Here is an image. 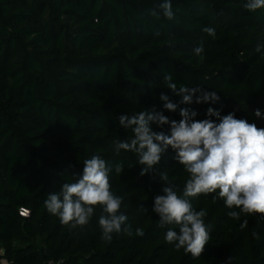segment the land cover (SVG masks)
<instances>
[{
    "label": "trees",
    "instance_id": "16d2710c",
    "mask_svg": "<svg viewBox=\"0 0 264 264\" xmlns=\"http://www.w3.org/2000/svg\"><path fill=\"white\" fill-rule=\"evenodd\" d=\"M171 2L174 19L168 20L160 0H0V261L264 264V216L231 219L227 213L239 210L214 202L216 193L190 198L196 211L207 213L211 229L203 254L177 251L165 235L178 227H159L152 211L154 197L168 186L158 173L168 174L178 194L189 179L176 152L169 148L155 173L141 176L135 153L114 150V140L133 137L120 115L155 108L181 119L179 108L167 111L160 100L161 93L181 99L166 87V75L177 88L199 87L220 97L179 105L197 111L196 120L219 123L206 115L211 107L221 117L234 113L264 127V58L255 51L264 44V8L247 11L245 0ZM205 26L215 28V38L202 31ZM201 40L203 58L193 52ZM93 155L124 166L119 175L113 167L110 182L123 197L121 212L132 234L114 233L111 242L102 239L99 207L88 225L71 228L44 204L49 193L79 179ZM244 219L249 223L241 230ZM138 227L144 236L135 235Z\"/></svg>",
    "mask_w": 264,
    "mask_h": 264
},
{
    "label": "clouds",
    "instance_id": "9594fccd",
    "mask_svg": "<svg viewBox=\"0 0 264 264\" xmlns=\"http://www.w3.org/2000/svg\"><path fill=\"white\" fill-rule=\"evenodd\" d=\"M243 7L255 12L264 8V0H245ZM158 9L168 20L174 19L171 0H160ZM151 14L159 13L153 10ZM202 31L213 38L216 36L213 27L205 26ZM262 50L264 44L255 48L264 58ZM193 52L203 58V40L193 48ZM172 80L171 75L164 77L166 87L181 99L176 103L161 93L160 100L167 111L176 112L179 108L181 119H170L155 108L132 116L120 115L119 124L131 129L133 137L130 140H114L113 144L117 153L125 150L137 155V163L144 166L141 176L155 173V166L169 148L176 152L175 159L189 173V179L183 193L178 194L171 186L168 174L158 173L159 180L168 186L162 189L163 195L154 197L152 211L159 216V227L175 225L179 229L177 232L168 228L166 242L174 245L177 251L183 249L185 254L199 258L210 239L211 229L204 220L207 213L203 209L196 211L190 198L216 193L214 202L219 198L225 207L239 210L227 213L231 219L240 220L241 215L264 216V127L238 119L234 113L221 117L220 112L211 107L206 110V115L218 117L219 123L210 119L196 120L197 111L179 105L215 103L220 97L216 92L199 87L177 88ZM254 115L260 117V110H255ZM153 125L161 130H154ZM165 125L169 126L168 131L162 130ZM83 165L79 179L64 183L59 192L47 195L44 201L47 211L58 217L62 225L76 228L88 225L99 207L102 214L98 223L104 241L111 242L113 234L122 230L131 235V228L126 225L128 217L121 212L123 197L114 194L110 182L113 167L119 175L124 171L123 164L111 166L99 155H93L84 160ZM141 211L147 212V209L141 207ZM248 223L244 219L240 224L241 230L247 228ZM144 234L142 228L135 229L136 236Z\"/></svg>",
    "mask_w": 264,
    "mask_h": 264
},
{
    "label": "built area",
    "instance_id": "2783aa9c",
    "mask_svg": "<svg viewBox=\"0 0 264 264\" xmlns=\"http://www.w3.org/2000/svg\"><path fill=\"white\" fill-rule=\"evenodd\" d=\"M0 264H10V263L8 261L2 259L0 261ZM49 264H62V262L61 261H59V262L51 261Z\"/></svg>",
    "mask_w": 264,
    "mask_h": 264
},
{
    "label": "snow or ice",
    "instance_id": "6c2138e0",
    "mask_svg": "<svg viewBox=\"0 0 264 264\" xmlns=\"http://www.w3.org/2000/svg\"><path fill=\"white\" fill-rule=\"evenodd\" d=\"M23 215H27V212L25 210H22Z\"/></svg>",
    "mask_w": 264,
    "mask_h": 264
}]
</instances>
